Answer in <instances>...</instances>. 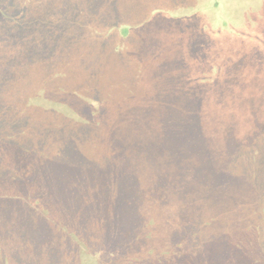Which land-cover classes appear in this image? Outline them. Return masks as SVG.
<instances>
[{"label":"trees","instance_id":"trees-1","mask_svg":"<svg viewBox=\"0 0 264 264\" xmlns=\"http://www.w3.org/2000/svg\"><path fill=\"white\" fill-rule=\"evenodd\" d=\"M208 1L0 0V149L35 116L44 147L5 189L0 264H264V33L233 0ZM164 43L187 72L177 213L164 190L152 206L147 170L172 91L148 74L180 65ZM39 51L32 87L4 85Z\"/></svg>","mask_w":264,"mask_h":264},{"label":"rangeland","instance_id":"rangeland-1","mask_svg":"<svg viewBox=\"0 0 264 264\" xmlns=\"http://www.w3.org/2000/svg\"><path fill=\"white\" fill-rule=\"evenodd\" d=\"M126 1V0H125ZM136 0H127V2H134ZM182 2V6L180 5V2ZM190 0H165L164 4L168 7L174 8L177 11H181L184 8H189ZM196 6L203 7L206 2L203 3L204 0H194ZM209 0L208 2H210ZM245 4H241L240 1L235 2L233 0L231 6L238 8L237 15H239V9L244 10L248 15V22L247 24L255 26L259 28L264 33V18L258 19L255 17V12L262 13L264 15V0H245ZM8 2V1H7ZM89 2V0H87ZM249 3H251L253 6L254 11H250ZM2 3H6V0H2ZM8 5V4H7ZM212 7H219L217 4V0H215V3L211 5ZM183 13L186 11L183 10ZM41 13V11L39 12ZM56 11L54 10L52 14H55ZM35 14V12L33 13ZM188 16L195 17L194 23L198 24V22L201 20L200 16L197 14L191 13ZM19 21H24V15L20 16L18 18ZM72 20V19H71ZM198 20V22H197ZM178 33L182 32V26H180L178 29ZM179 36L176 38L179 40ZM175 39V40H176ZM23 37L21 38V42L23 45ZM11 42V41H10ZM25 42V41H24ZM172 43V41H171ZM171 43H164V48L169 50L170 52L165 54H160L161 57H169L171 59V62H167V66H175L179 65V68H174L173 70L171 67H166L164 69H155L151 72H149V76H153L157 79V88L160 90L162 88V84H169L171 82V94H170V105H165L163 110L159 112L160 116L157 120L156 125L160 124L163 126V129L157 128V134L154 136L153 145L156 148L153 153L152 157V164L151 168L147 170L150 171V177L152 179V186L151 190L154 193V198L152 201V206H159L162 203L160 202V198L158 197L159 193L164 190L165 193H167V200L165 201L167 205L172 206V210L174 213H177L178 211L174 209H178L179 205L182 203V198L177 194V182L178 186H182V168L186 165L183 162V153H182V134L184 135V132H182V92L186 91V79H187V72L182 74V62L186 63L183 60V54H179L178 56L175 55V48L177 45L171 44ZM130 49H132V46H129ZM128 47V49H129ZM14 48V44L9 43V53L12 52ZM190 46L186 43L185 47L182 48V52L186 51ZM204 48V44L201 45V49ZM38 49H42V43L41 47ZM173 50V51H171ZM191 53V51L189 50ZM28 54V49L26 47L23 49V51L19 52L18 62L22 65L23 60L25 58V54ZM40 56L34 52L29 58L26 60L25 65H31L29 68H19L18 71H14L13 78H10L9 76H6L5 83L9 84H21L22 82L29 81L28 83L33 86V73L30 72V69L33 66H36V62L38 57ZM195 56V55H194ZM40 62V61H39ZM53 69L55 70L58 65L57 62L54 61ZM23 66V65H22ZM165 67V66H164ZM31 73V74H30ZM174 81H172V80ZM151 88H154V84H150ZM31 100V99H30ZM32 101V105L34 108H37V103ZM171 105H173L174 108H171ZM171 108V109H170ZM36 119H38L36 116L29 121H25L24 124L19 127L17 126V129L14 131V133L10 132L7 137V144L8 146H5V148L0 149V246H5L4 243L7 238V227L5 224V213L4 210H2L3 205H6L7 201V194L5 192V189L9 186H16L20 189L21 186L25 184V181L23 180L22 176H24L26 173H33L35 169L38 167L40 163V153L42 151L43 143L41 140V134L40 131L37 129L36 125ZM39 120V119H38ZM156 121V120H155ZM26 123H29L27 127H25ZM24 126V127H23ZM174 127V128H172ZM28 132V133H27ZM25 135H28V137H25ZM25 137V138H24ZM179 142V145H178ZM93 152H99L101 149H89ZM187 166V165H186ZM11 179V180H8ZM181 182V183H179ZM17 189L18 192L15 193L18 194L20 190ZM206 189H201V194H205ZM157 194V195H156ZM249 197H253L254 195H249ZM161 211L163 208L160 209ZM3 211V213H2ZM25 231V230H24ZM23 231V232H24ZM100 238H91L90 241L84 242L83 246H90L91 243H95L93 245H96V243L99 242ZM71 243L68 244L69 246L74 247L75 240L70 239Z\"/></svg>","mask_w":264,"mask_h":264}]
</instances>
